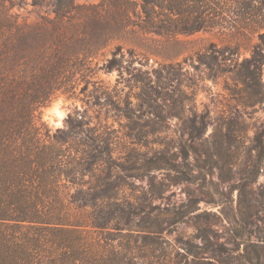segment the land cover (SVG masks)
<instances>
[{
  "label": "rangeland",
  "instance_id": "rangeland-1",
  "mask_svg": "<svg viewBox=\"0 0 264 264\" xmlns=\"http://www.w3.org/2000/svg\"><path fill=\"white\" fill-rule=\"evenodd\" d=\"M32 1L11 0V12L27 22L51 14L50 0ZM190 9L206 23L177 35L181 43L137 30L114 40L96 60L101 65L121 45L120 74L100 71L89 94H58L36 113L50 134L78 115L109 138L118 203L95 215L117 220L90 237L113 264H248L245 245L264 234V150H254L257 141L264 146V0H199ZM131 44L140 49L129 57ZM178 52L172 72L168 58ZM195 53L217 55V77ZM252 55L259 61L248 63ZM165 161L194 177L176 179ZM80 213L93 220L92 209ZM115 224L121 229H110Z\"/></svg>",
  "mask_w": 264,
  "mask_h": 264
},
{
  "label": "trees",
  "instance_id": "trees-1",
  "mask_svg": "<svg viewBox=\"0 0 264 264\" xmlns=\"http://www.w3.org/2000/svg\"><path fill=\"white\" fill-rule=\"evenodd\" d=\"M43 1L33 0L32 5L41 7ZM198 1L101 0L80 6L74 0H50V15L27 22L11 12V0H0V264H113L90 237L116 219L110 212L99 222L95 215L97 208L118 203L119 184L110 181L109 138L95 134L90 122L78 115L50 134L36 113L58 94H89V86L101 82L100 71L120 74L125 56L121 45L101 65L96 60L114 40L137 30L166 35L171 44H179L177 35L200 30L206 22L190 13ZM131 47L129 57L139 48ZM258 53L264 58V49ZM182 55L168 58L170 70L179 66ZM195 55L210 77L218 76L217 55ZM182 59L186 62L187 57ZM258 61L252 55L247 62ZM254 150L263 155L261 141ZM181 151L187 162L189 152L184 147ZM164 163L178 180L194 177ZM82 208L92 209V221L81 217ZM242 256L248 264H264V234L246 244Z\"/></svg>",
  "mask_w": 264,
  "mask_h": 264
}]
</instances>
